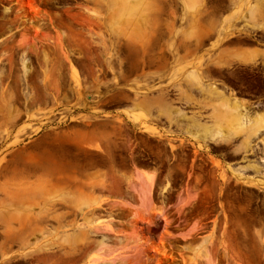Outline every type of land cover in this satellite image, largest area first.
Returning <instances> with one entry per match:
<instances>
[{
  "label": "rangeland",
  "instance_id": "374dc122",
  "mask_svg": "<svg viewBox=\"0 0 264 264\" xmlns=\"http://www.w3.org/2000/svg\"><path fill=\"white\" fill-rule=\"evenodd\" d=\"M206 2L0 0V264H264V223L208 212L185 182L187 142H250L252 128L150 124L151 105L171 113L165 94L187 99L168 59L198 40ZM156 135L176 149L164 172L139 153Z\"/></svg>",
  "mask_w": 264,
  "mask_h": 264
},
{
  "label": "flooded vegetation",
  "instance_id": "af4514ba",
  "mask_svg": "<svg viewBox=\"0 0 264 264\" xmlns=\"http://www.w3.org/2000/svg\"><path fill=\"white\" fill-rule=\"evenodd\" d=\"M206 1L198 40L184 49L176 47L168 59L170 67L185 65L187 99L178 101L177 93L165 94L162 100L172 111L160 113L154 106L150 124L158 134L175 135L231 134L241 123L252 128L250 142L239 136H231L228 142L217 138L187 142L183 147L185 182L208 212H248L254 221L264 223V0H252V23L248 24L244 21L251 22L249 18L234 14L238 0ZM221 104L236 106L237 112L217 113ZM153 139L151 152L141 142L139 153L164 172L166 152L172 165L176 159L170 155L176 149L159 135ZM236 204L252 206L240 209Z\"/></svg>",
  "mask_w": 264,
  "mask_h": 264
},
{
  "label": "crops",
  "instance_id": "0c3cea01",
  "mask_svg": "<svg viewBox=\"0 0 264 264\" xmlns=\"http://www.w3.org/2000/svg\"><path fill=\"white\" fill-rule=\"evenodd\" d=\"M154 109V106L151 105L150 108L148 109V112L152 113ZM144 111L146 112V107H144Z\"/></svg>",
  "mask_w": 264,
  "mask_h": 264
}]
</instances>
